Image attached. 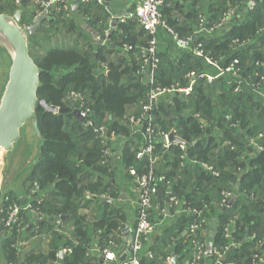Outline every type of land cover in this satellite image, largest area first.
<instances>
[{
	"label": "trees",
	"instance_id": "1",
	"mask_svg": "<svg viewBox=\"0 0 264 264\" xmlns=\"http://www.w3.org/2000/svg\"><path fill=\"white\" fill-rule=\"evenodd\" d=\"M242 1L169 0L162 12L168 26L181 38L192 36L195 42H203L206 53L214 61H222L225 67L237 59L243 78L257 84L256 69L264 75V67H256L257 62H264V0H257L256 9L225 32L210 38L195 34L199 15L207 16L211 26L221 20L229 6L241 5ZM20 3L18 8L17 0H0V14L14 15L20 9L24 13L21 26H26L43 11L40 5H33L32 0L25 3L20 0ZM135 7L136 4L130 9L133 13ZM30 9L34 12H29ZM78 12L75 15L73 11L70 14L54 11L53 19H45L42 23L45 32L30 39V54L41 72L38 98L54 107L65 108L69 105L68 95H83L91 109L89 120L95 130L88 129L71 113L60 115L37 110L43 144L39 158L27 170L23 185L30 202L44 216L38 221L40 234L49 233L50 238H47L46 249H33L22 256L14 246L20 234L16 228L13 231L5 228L1 212H6L14 201H22L17 192L4 191V198L0 200V250L4 264L19 261L23 264H57L61 244L73 249L61 264H102L98 258L88 255L90 232L98 236L101 251L110 242L119 247L122 238L124 211L116 204L120 199L114 182L116 173L110 157L104 154L109 144L104 146L103 141L111 138L112 133L116 137L130 138L132 129L127 123L128 118L142 114L148 87L138 70L142 66L141 51L147 47L149 36L134 19L116 25L109 42L95 46L85 28L77 27L70 17H81L87 30L95 31L104 40L108 39V14L96 2L80 6ZM63 28L66 32L61 34ZM235 40L241 47L234 44ZM125 46H132L133 50L124 51ZM159 57L156 82L163 87H184L187 85L185 75L190 71H206L190 51L176 60L160 51ZM104 70L107 73H103ZM228 75L215 84L199 80L186 100L178 95L167 97L171 98L169 100L161 99L154 113L153 129L164 133L174 130L186 143V149L181 150L174 144L166 150L160 140L156 141L153 151L156 162L152 165L158 181L155 203L161 210L168 207L167 192L171 188L182 209L201 211V219L206 223L198 237L205 245L207 221L210 216H216L212 243L217 260L221 258L226 264H262L264 151L255 149L250 140L264 148V102L254 98L248 90H241L237 80ZM76 108H80V103L77 102ZM102 127L106 132L98 134ZM23 138L22 133L15 149L23 140L27 143ZM139 150L133 141L122 148V164L131 178L135 176L130 171L139 177L148 174L151 168L147 156L137 158ZM203 165L212 166L219 176L204 169ZM35 184L42 199L39 206L31 194ZM224 193L234 194L230 207L223 205ZM7 197L9 202L5 201ZM91 206H94L93 212L83 216L85 207ZM28 216L23 215L24 218ZM58 217L60 232L54 230ZM195 221V215L181 214L155 241L153 259L144 256L140 263L162 264V260L170 257L171 250L176 255L184 252L185 257H191L194 252L192 237L182 233ZM25 225L27 234L33 235V228L28 232ZM229 227L231 237L228 236ZM68 228L71 231L67 234ZM176 238L179 242L175 246L173 239ZM231 238L241 245L231 246Z\"/></svg>",
	"mask_w": 264,
	"mask_h": 264
},
{
	"label": "built area",
	"instance_id": "2",
	"mask_svg": "<svg viewBox=\"0 0 264 264\" xmlns=\"http://www.w3.org/2000/svg\"><path fill=\"white\" fill-rule=\"evenodd\" d=\"M20 1V0H18ZM169 0H139L135 7L134 13L128 9H117L111 7L110 2L107 3L106 0H78L76 3L75 0H32L35 5H40L43 9L42 13L46 10H50L49 14L56 11L57 13L66 12L70 14L73 11V7L77 6V9L80 6L89 5L91 2H96L97 4L101 5L104 8V11L107 12L110 19H108L107 24V37L108 39L103 40V45L109 42V37L112 32L116 29V25L118 24H125L131 20H136L138 24L145 29L149 36V40L147 42V47L141 51L142 54V66L138 70V74L144 77L146 82V86L148 87V92L146 94L145 100L146 102L143 105V111L141 116L135 118L130 117L128 118V125L131 127L132 132L131 136L140 134L144 137V144L140 147V150L137 153V158L143 159L147 156L150 160L151 168L148 174H144V176L137 177L133 171L130 173L135 176L137 179V189L140 191L139 199L137 201V217H136V224L135 229L132 232L126 233L125 236V243L127 245L129 242V236H132V252L127 254L126 259L121 264H141V259L146 256L149 259H153L154 254L152 250L148 251L144 254L143 251V242L149 240L154 236L157 226L152 221L153 216V206L155 204V184H157V178L154 176V172L152 170V165L156 162L154 158V148L156 141L160 140L163 143L164 149H170L174 144L180 146L181 150L186 149V143L177 144L176 142L172 143L170 141L171 134H175L173 130L170 133H164L161 131L155 132L153 129V122H154V113L157 109L158 105L161 102V99H167V97H171L173 95H178L182 100H186L188 97L191 96L193 93V88L199 82V80H203L207 84H215L220 79H224L228 77L230 74L234 80L237 76H241L242 68L240 66V61L237 59L233 60L230 65L224 66L222 61H214L209 53L205 51V44L203 42H195L192 36L188 38H181L177 32L173 30L172 27H169L165 21L162 8ZM257 0H244L242 1L241 5L238 3L234 6H229V9L224 13L221 20L213 24L211 26L208 25V18L207 16L201 14L198 17V24L197 29L195 30V34L203 36L205 38L212 37L217 33L225 32L234 25V23H241L243 18L246 16L248 12H252L256 9ZM243 12V13H242ZM242 13V14H241ZM51 16V15H50ZM164 31L168 33L170 36L174 38L176 44L179 46V49L182 50L183 53L192 52L196 58L201 59L205 62L206 66L211 67L216 70L215 73L202 71L201 73H196L195 71H190V73L185 75V80L187 81V85L184 87L181 86H172L163 87L156 82V75L160 67V57H159V39L160 33ZM236 46H240L238 40L234 41ZM244 46V45H243ZM242 46V47H243ZM133 50L132 46H125L124 51H131ZM257 68L264 67V62H257ZM255 79L257 82L260 80H264V75H260L258 69H256L254 73ZM237 83L240 85L241 83L237 80ZM248 84L250 88L256 87L254 81L248 80ZM72 99L75 102L80 103L81 108V116L86 120L87 123L92 124V121L89 120V115L91 114V109L86 105L85 97L78 93L71 94ZM169 98V99H171ZM167 99V100H169ZM196 117L198 115H195ZM106 129L103 127L97 131V133L101 134V132H105ZM178 136V135H177ZM179 137V136H178ZM262 135L259 136L258 139H261ZM117 138L114 133H112L111 138H105L103 141L104 146L109 144L112 139ZM180 138V137H179ZM183 140V139H182ZM250 144L254 146L259 152L263 151L262 147H259L256 144L255 140H250ZM104 154L107 156L109 155L108 148L104 150ZM196 163V162H195ZM203 168L207 171H213V174L218 177L219 173L213 169L212 166L203 165ZM39 187L37 184L34 185L31 194H33V200L37 201L38 206L41 204L42 199L39 196ZM233 193H224L225 201H223V205L227 206V202L229 201L230 195ZM31 196V197H32ZM4 196L2 195V200ZM6 202H9V198H5ZM167 202L168 208L178 210L179 214H184L189 211L191 215H195L197 217V221L193 224H190L188 229V234L192 237L191 243L194 246V252L191 257L187 260L185 264H203V256L206 252V245L201 242L198 237V232L202 230L203 224L206 223V220L201 219V211L198 209L194 210H184L180 207V201L177 195H173L171 192H167ZM168 208H163L161 210V214L163 217H166ZM4 217L2 222L7 230L13 231L14 228L18 230L20 234L14 244L15 247H21L27 244L26 239V225L23 221V215L29 214L33 216L34 221H37V218L42 216L40 215V211L38 207H34V204L28 202L26 204L13 202L7 209L6 212H3ZM201 213V214H200ZM36 219V220H35ZM61 222L58 220L57 227L54 228L55 231H62L59 229ZM35 234H40V229L38 222L34 223L32 226ZM31 228V229H32ZM41 235V234H40ZM50 234H43L46 238ZM116 247L112 242L108 243L103 251L99 248V252L102 254V261L103 264H110L112 262H116L119 257L117 255ZM73 249L68 247L67 249H63L65 256H69L72 253ZM228 251V249H227ZM128 252V249L123 251L124 254ZM224 254V253H223ZM221 256V255H220ZM129 257V258H128ZM168 263H172L170 257L167 258ZM16 264H23L21 261L20 263Z\"/></svg>",
	"mask_w": 264,
	"mask_h": 264
},
{
	"label": "water",
	"instance_id": "3",
	"mask_svg": "<svg viewBox=\"0 0 264 264\" xmlns=\"http://www.w3.org/2000/svg\"><path fill=\"white\" fill-rule=\"evenodd\" d=\"M106 1L111 2V0ZM23 2L25 3L26 0ZM75 2L77 3L78 0ZM73 10L76 11L77 6H74ZM49 11H44L43 15L38 16L26 26H21L24 13L20 9L14 15L0 14V89H2L0 94V199L9 172L11 156L22 133L26 137L29 148L36 149L30 166L39 158L43 139H41L37 121L38 109L60 115L71 113L76 120L85 123L88 129L95 130L82 118L81 108H76L77 102L72 99L71 95L67 97L69 105L65 108L54 107L38 98L41 72L30 54L29 42L37 34L45 32L42 23L49 18ZM52 19L50 17V20ZM170 141L177 144L184 143V140L175 134H171ZM233 200L234 198L229 199L227 206L230 207ZM41 219L40 216L38 221ZM213 246L214 243H209L207 248H213ZM132 247V236H129L128 244L124 245L122 252L118 254L121 263L126 259L127 254L132 252ZM125 249H128L126 254L123 253ZM208 255H212V250L208 251ZM65 257V254L61 252L60 262ZM222 264L226 262L223 260Z\"/></svg>",
	"mask_w": 264,
	"mask_h": 264
},
{
	"label": "crops",
	"instance_id": "4",
	"mask_svg": "<svg viewBox=\"0 0 264 264\" xmlns=\"http://www.w3.org/2000/svg\"><path fill=\"white\" fill-rule=\"evenodd\" d=\"M124 2L122 0H111L110 4L112 8H116L117 9H127L124 6ZM120 6V7H119ZM79 9H77L76 11L73 10V12L76 14H78ZM52 16V13L48 15V17L50 18ZM75 20L77 22H81L82 23V27L85 28V30L91 34L92 40L97 44H103V39L101 38V35L95 33V31H89L87 30L88 28L85 27V23L83 22V20L81 19V17L76 16ZM88 35V34H87ZM107 36V35H106ZM159 51L160 53L168 56L170 59H179L183 54L182 50L179 49V46L176 44V41L174 40V38L172 36H170L168 33L161 31L160 33V39H159ZM200 63L203 64L204 69L208 72H212L215 73L216 70L211 68V67H207L205 62H203L201 59H199ZM103 73H107V70H104ZM133 141L137 146L140 145L143 146L144 144V137L141 136L140 134L131 136L130 138L127 137H123V136H119L115 139H112L110 141L108 150H109V157L111 160V166L113 167L115 173H117L118 177L119 175H121V173L119 174L118 171L121 170V165L122 164V157H121V152H122V148L128 143ZM143 143V144H142ZM36 149L34 148L32 150L31 156L33 157V155L35 154ZM30 156V155H29ZM28 168H25L24 170H22V172L15 174L13 177L7 176L5 184H4V191H15L17 192V194H19V198L22 200L21 203L26 204L27 202H30L31 198L29 197L28 194H25V190H24V180L26 178V173H27ZM11 172V170H10ZM115 182V181H114ZM135 184H124L123 189L121 190V194H120V199H119V204L118 207L122 208L124 211V223H123V229H122V238L119 242V247L116 248L117 251V255L122 252V249L124 247V243H125V236L126 233L128 232H132L135 229V224H136V217H137V201L139 199V193L140 191L137 189V181H135ZM117 184L118 181H116V188H117ZM121 185V184H120ZM107 200H109L107 198ZM110 202V200L108 201ZM168 205V204H167ZM95 206V205H94ZM94 206L91 207H85V209L82 211V215L86 216V215H90L93 212V208ZM169 206V205H168ZM161 206H159L157 203L154 204L153 208V216H152V220L153 222L156 224L157 229L156 232L154 234V236H152V238L147 242V248L150 250H152L153 246L155 245V241L158 240V238L162 237V234L165 232H161L160 228L162 227L163 224H167V222H171L174 220V223H172V225H174L176 223V221L179 219L180 215L178 212H176L175 214L172 213V209H169L168 207V212L166 217H162L160 218L161 215ZM216 216H213L212 221L211 218H209L208 220V227L207 230L205 231V243H206V252L203 256V264H222V259L218 258V260L215 258L214 253H215V248L213 246V248H207V245L209 243H212V234L214 233V223L216 222ZM36 220V219H35ZM42 220V219H41ZM37 223V221H34L33 216L29 215L27 218H25V224H27L28 228V232L31 230L32 226L34 223ZM58 222V220L56 219V223ZM133 225V226H132ZM171 225V226H172ZM57 227V225L55 226ZM59 227V226H58ZM71 230L68 228L67 234L70 232ZM43 234H47V233H43ZM43 234H35V236L32 234H26L27 239L26 242L28 246H26L28 248V252L34 250H39L38 248L44 247V249H46V241H42L43 238H46L45 236H42ZM188 234L187 231H185L184 233H182L183 236H186ZM37 240V242H36ZM48 240V239H47ZM179 242V239H173V244L176 246L177 243ZM89 249H88V255L94 256L96 258H98V260H100L103 264L102 261V254L99 252V246H98V236L95 234V232H90L89 234V243H88ZM174 246V247H175ZM68 247L64 246L62 247V244L60 246V250L63 249H67ZM146 248V249H147ZM212 250V255H208V251ZM148 251L144 250V254H146ZM26 254H22V256H25ZM221 257V256H220ZM170 259L172 263H167L166 259L162 260V257L160 258V260H162V264H185L187 262V260L189 259V257H185L184 252L182 253H177V255L175 254V252H173L171 250L170 253ZM0 264H4V257L2 255V252L0 250ZM58 264V263H57ZM110 264H121L120 260L118 259L116 262H112Z\"/></svg>",
	"mask_w": 264,
	"mask_h": 264
},
{
	"label": "rangeland",
	"instance_id": "5",
	"mask_svg": "<svg viewBox=\"0 0 264 264\" xmlns=\"http://www.w3.org/2000/svg\"><path fill=\"white\" fill-rule=\"evenodd\" d=\"M122 1H125L124 2V6H125V8H127L128 10H130V9H132L133 8V6H134V4H136L137 5V3L139 2V0H122ZM33 5H35V4H33ZM17 7L18 8H20L21 7V3H20V1H18L17 0ZM120 7V6H119ZM131 11V10H130ZM29 12H31V13H33L34 11H33V9H30V11ZM243 13V12H242ZM241 13V14H242ZM41 15H43V13H38V16H41ZM37 16V17H38ZM108 18L110 19V17H109V15H108ZM47 19H49L50 20V18H47ZM70 19H73L74 20V22H75V25H77V27H79V28H82V23L80 22H77L76 20H75V17H70ZM109 21V20H108ZM108 23V22H107ZM63 31L61 32V34H63V32L65 33L66 32V30H65V28H63L62 29ZM43 34V33H42ZM42 34H37V35H42ZM87 34H88V36L89 37H92L91 36V34L90 33H88L87 32ZM92 39V38H91ZM94 42V41H93ZM95 46H97V44L94 42L93 43ZM236 80H238L240 83H241V85H240V88H241V90H248L249 92H250V94H252V96L254 97V98H256L257 100H259V101H261V102H264V80L262 81V80H260L259 79V81L257 82V84H256V87H253V88H250L249 87V84H248V79H246L245 77L243 78V75H241V76H237L236 78H235ZM1 87V86H0ZM1 91H2V89H0V94H1ZM264 105V104H263ZM25 130H27V129H25ZM217 131L219 130V129H216ZM23 139H26V137H25V135H24V138ZM109 144H110V142H109ZM143 144V143H142ZM139 147H140V145H139ZM263 151H264V148H263ZM31 153H32V150H31V148H29V145L23 140V142H22V144H20V146L18 147V148H16L15 149V152H14V154L12 153V156H11V164H10V167H9V172L7 173V176H10V177H13L15 174H17V173H21L22 172V170H24L25 168H28L29 166H30V163H31V161H32V156H31ZM30 155V156H29ZM10 170H11V172H10ZM118 173L120 174L121 173V175H119V177H118V175H117V173H116V181H118V184H117V191L119 192V195L121 194V190L123 189V186H124V184H130V185H132V184H135L136 182L135 181H137V179L138 178H136V177H134V178H131L129 175H128V173H127V170L125 169V167L123 166V165H121V170L120 171H118ZM144 176V175H143ZM115 181V182H116ZM121 184V185H120ZM170 186V185H169ZM169 190V192H171V193H174V191L173 190H171V188H169L168 189ZM237 190V189H236ZM3 193H4V190H2V192H1V194L3 195ZM2 197V196H1ZM231 198H234V194H231L230 195V197H229V199H231ZM22 201V200H21ZM118 202H119V200H117ZM116 203L117 205L119 204V203ZM28 203V202H27ZM178 210H173L172 211V213L173 214H175L176 212H177ZM186 214H188V215H191V213L189 212V211H187V213ZM201 214V213H200ZM26 215V214H25ZM213 216L214 215H212V216H210L211 218H213ZM42 217V219L44 218V216L42 215L41 216ZM60 217H58L57 218V220H60L59 219ZM23 221L25 222V218L23 217ZM208 222V221H207ZM58 223V222H57ZM172 223H174V220L173 221H171V222H167V224L165 223V224H163L162 225V227L160 228V231L161 232H164V231H166L167 229H170V227H172L171 225H172ZM233 223V222H232ZM133 226V225H132ZM29 227H27V229H28ZM229 230H228V236L229 237H231V228L229 227L228 228ZM26 234H27V232H25ZM34 235V234H33ZM32 235V236H33ZM26 236H28V235H26ZM50 236V235H49ZM48 236V237H49ZM47 237V238H48ZM47 238H43V240L42 241H47ZM50 238V237H49ZM48 238V239H49ZM151 239V238H150ZM149 239V240H150ZM149 240H146V241H144L143 242V251L144 250H146V251H149V249L147 248V242L149 241ZM36 242H37V240H36ZM230 242H233L232 244H231V246H235V247H238V246H240L241 244H239L238 242H236V240H232V238H231V241ZM26 246H28V245H24V246H21V247H16V248H18L19 250H20V252L23 254H28V248L26 247ZM147 248V249H146ZM39 250H44V247H41V248H38ZM61 252H63V250H60L59 252H58V258H59V254L61 253ZM129 258V257H128ZM166 262H167V259H166ZM18 263H20V261L18 262ZM59 263H61L60 262V260L58 259V264ZM168 263V262H167ZM262 264H264V262L262 261Z\"/></svg>",
	"mask_w": 264,
	"mask_h": 264
},
{
	"label": "flooded vegetation",
	"instance_id": "6",
	"mask_svg": "<svg viewBox=\"0 0 264 264\" xmlns=\"http://www.w3.org/2000/svg\"><path fill=\"white\" fill-rule=\"evenodd\" d=\"M39 218V217H38ZM38 218H37V220H38Z\"/></svg>",
	"mask_w": 264,
	"mask_h": 264
}]
</instances>
